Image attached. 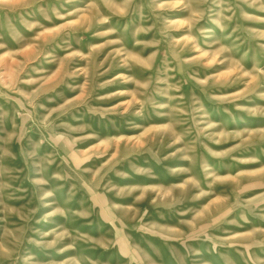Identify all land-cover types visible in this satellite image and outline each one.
<instances>
[{"label":"rangeland","instance_id":"1","mask_svg":"<svg viewBox=\"0 0 264 264\" xmlns=\"http://www.w3.org/2000/svg\"><path fill=\"white\" fill-rule=\"evenodd\" d=\"M0 264H264V0H0Z\"/></svg>","mask_w":264,"mask_h":264}]
</instances>
